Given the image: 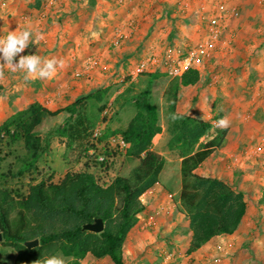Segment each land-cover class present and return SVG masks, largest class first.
Instances as JSON below:
<instances>
[{
  "label": "rangeland",
  "instance_id": "rangeland-1",
  "mask_svg": "<svg viewBox=\"0 0 264 264\" xmlns=\"http://www.w3.org/2000/svg\"><path fill=\"white\" fill-rule=\"evenodd\" d=\"M248 1L255 5L258 0ZM43 2L45 4L41 7ZM238 2L243 4L242 0H186L183 4L178 0H34L23 15L20 13L21 19L15 18L13 13L4 12V19L12 21L0 26V36L25 28L42 33L44 39L30 45L21 55L38 54L44 59L55 58L63 66H58L52 79L35 80H25L23 73H13L7 65L0 66L3 73L0 75V124L10 114L28 107L35 100L52 110L60 109L57 125L64 124L71 116L66 109L68 106L98 89L109 88L102 102L89 100L79 108V113L87 117L90 127L83 143L68 145L66 138L45 132L46 150L37 170L15 181L13 186L26 189L28 183L47 178L57 182L68 172L86 169L95 174L101 185H109L123 164L132 161L126 157L118 141H111V137L101 140L100 137L108 128L114 130L128 125L136 112L135 99L147 85L146 74L160 72L163 75L153 85L163 130L154 144L157 145L155 150L165 152L170 159L159 178L160 189L167 193V197L164 204L146 218L152 217L156 224L163 214L171 217V223L177 220L179 226L173 224V230L179 227L183 231L185 249H179V252L170 248L162 252L161 246L156 245L146 254L152 258L150 264L164 261L172 264L173 258H177L179 264H233L235 252L231 249L235 248V244L227 240L213 241L212 244L218 243L208 254L209 257L203 255L196 259L193 254H188L186 245L190 243L191 232L186 208L180 200V156L176 151H169L168 147L170 134L165 89L173 77L168 74L164 60L169 54L176 59L187 57L195 45L206 38L211 20L228 24L223 37L229 38L227 42L222 40L210 59L200 57L193 63L202 73V85L198 87V84L195 89L187 87L180 93L179 111L213 121V127L202 138L203 142L216 135V117L222 115V118L230 120V140L226 138L201 169L222 179L209 168L217 161L222 164V169L229 167L230 172H235L233 186L244 191L249 205L245 225L252 231L264 232V59L251 58L253 56L248 51L255 48L254 43L237 50L239 36L236 22L243 13ZM38 3L40 7H37ZM263 4L264 0L257 4V8H262ZM234 6L238 15L232 14ZM22 17H28L27 21ZM118 30L124 32L125 37L114 44ZM253 53L257 55L258 51ZM92 58L96 63L88 69ZM155 58L158 61L153 64ZM143 63L147 64L141 70ZM259 64L262 66L259 67ZM96 132L99 136H95ZM221 148L228 153L220 152ZM99 154L106 155L104 165L95 160ZM170 194L173 199H170ZM163 206L166 208L162 209ZM143 222V218L139 217L136 226L143 230L152 229L151 226L142 227ZM170 231L167 230L166 235L172 239L175 230ZM259 235H254L258 246L254 248L249 241L239 255L248 264H264V235ZM1 237L0 241L3 240L2 234ZM169 254L173 255L171 260L167 258ZM130 255L125 259L127 263L131 260ZM88 256L91 262L114 264L109 257L98 259ZM14 257L11 247L0 246V264H12Z\"/></svg>",
  "mask_w": 264,
  "mask_h": 264
},
{
  "label": "trees",
  "instance_id": "trees-1",
  "mask_svg": "<svg viewBox=\"0 0 264 264\" xmlns=\"http://www.w3.org/2000/svg\"><path fill=\"white\" fill-rule=\"evenodd\" d=\"M146 75L147 85L135 99L136 112L128 125L108 128L100 137L102 140L121 136L128 144L125 155L132 161L124 163L107 186L101 185L88 169L68 172L57 182L47 178L28 183L26 189L13 183L37 170L46 150L45 132L66 138L68 145L83 143L90 127L79 108L89 100L102 102L109 88L98 89L68 106L71 116L64 124L57 125L60 109L52 110L39 100L10 114L0 124V151L4 149L0 152V233L3 235L0 246L11 247L15 252L12 264H44L47 257L59 254L67 258V264H81L88 255L98 259L109 257L114 264H125L128 236L138 224L139 215L146 210L142 196L160 182L167 162L154 148V138L163 127L153 82L163 74ZM200 80V70L192 65L173 78L165 89L168 147L182 158L180 200L189 220L190 255L214 238L236 231L249 208L243 191L225 180L197 171L229 134V128H217L216 135L203 142L213 121L178 110L183 88ZM76 114L77 118H73ZM173 114L177 119L171 118ZM220 118L222 115L215 121ZM95 160L102 165L106 163ZM97 218L104 220L102 232L83 229L84 224ZM37 238V247L25 245Z\"/></svg>",
  "mask_w": 264,
  "mask_h": 264
},
{
  "label": "crops",
  "instance_id": "crops-1",
  "mask_svg": "<svg viewBox=\"0 0 264 264\" xmlns=\"http://www.w3.org/2000/svg\"><path fill=\"white\" fill-rule=\"evenodd\" d=\"M33 1L34 0H0V26L5 25V24L7 25V22L12 21L11 19H9V20L4 19L5 18L4 14H3L4 12L13 13L16 16L15 18L21 19V17L19 18V16H21L20 13L22 12V15H23L29 9V7L31 6ZM43 1H45V0H43ZM239 1H241V0H239ZM242 1H243V4H241L240 2L237 3L243 12L242 17L239 18V20L236 22V26H237L236 28H238L237 34L240 37V38L239 37L237 38V45H238L237 50H239V49L241 50V48L243 49V46H249L250 44L254 43L253 46L255 48L248 51L250 56H253L251 58L254 59V57L256 56V57H259V60L264 59V4L262 5V8L260 7V9H258L257 4L258 5L261 4L262 0H258L256 2L257 4H255V5H253L252 1H248V0H242ZM42 4L43 5H41V7L44 6L45 3L43 2ZM66 4H69V2H66ZM234 7H236V6H234ZM22 18L25 21H27V19H28V17H27V19L25 17H22ZM73 25H75V24H73ZM257 47H260V48L257 49ZM254 50H255V52L258 51L257 55L253 53ZM258 66L260 67L262 65L259 64ZM197 69H198V67H197ZM229 71H230V69H229ZM228 77H230V74H228ZM202 80H203V77H202V73H201V80L196 85H192V87L195 89L198 86V84H199L198 87H200L202 85L201 84ZM189 87H191V86H189ZM186 88L187 87L183 88V90ZM201 90H203V89H201ZM194 97L192 99H194ZM179 108H180V100L178 102V110H179ZM202 118H204V117H202ZM228 135L229 136L227 138L230 140V131H229ZM156 137H157V135H156ZM156 137L154 138V141H156L155 140ZM154 148H157L156 144H155ZM169 151L172 152V150H169ZM159 152L167 158V162L170 160L166 156L165 152H163V151H159ZM220 152L228 153V151H225V149H223V148H221ZM227 155L229 156V154H227ZM211 156L208 158V160H206L203 163V165L206 162H208L209 159L211 160ZM181 160H182V158L179 157L180 164H181ZM167 162H166V164H167ZM203 165L200 166L197 169V171L200 174L209 175L207 172H204L201 169L203 167ZM209 168L216 171L218 176H222V180H225L232 185L234 184V182L232 180L234 178L235 172H230V169H228L229 167L222 169V164L216 161L214 164H211L209 166ZM181 180H182V174H181ZM161 186H162L161 182H159L155 187L150 189V191H148V193H146L143 196L142 200L146 204V210L142 214H140V217L143 218V221H145L146 219H149V218H146L147 215L152 214L155 210H157L160 207V205L164 204V198L167 197L166 196L167 193L162 192L163 190L161 191V189H160ZM239 190L243 191L241 188ZM147 198H149V199H147ZM246 216H247V214H246ZM246 216L243 218L242 223L240 224V227L236 231H234L232 234L221 235V236L214 238L209 243L204 245V248H201L198 252L194 253L193 257L198 259L199 257H201L203 255L208 256V254L211 251H213L214 246L218 242L227 240L230 242H234V244H235V248L231 249L232 252H235L234 255L237 257V258H235V256H233V258H232L233 264H248L243 257L240 258V256H239L241 254V251L244 250L243 246L247 242L251 241L250 245H253V247L255 248L258 245H257L256 239H254V235H259L261 233L264 235V232L263 231L262 232L261 231H258V232L252 231V229L250 227L245 225L246 224V218H247ZM161 217L159 216V219H157V221H158L157 224L153 223V225H151L152 229L143 230V228H140L139 226H135L132 229V231L130 232V234L128 236L126 245H125V250H126V255H125L126 258L125 259H127L128 254L131 253V255L129 256L131 258V260L128 263L125 261V264L126 263L127 264H150L152 262L151 261L152 258L150 256V254H148V253L146 254V252H150V251H148V249L151 250L152 246L154 247L156 245L161 246L162 252L167 250V249H170V248L177 249L179 252H181V250H179V249H182V250L185 249V245L183 246V242H182L183 241V239H182L183 238V231H181L179 227H175V229H174L175 234L174 233L172 234L174 236V238L170 239L169 236L166 235L167 230H171L170 231L171 233H172V231L174 232L173 224H177L176 226H179V222L177 220H175L174 222L171 223V217L168 215L163 214V216H161ZM173 217H176V216L173 215ZM166 225L169 227H167ZM154 226H155V228H153ZM253 233H254V235H253ZM216 239H218V240H216ZM215 240L218 242L212 244V242ZM184 244H185V242H184ZM259 246L262 247L260 244H259ZM186 248H189V243L186 245ZM260 253H261V251H260ZM262 253H264V250L262 251ZM174 254L177 255V252H175ZM85 261L88 262L86 264H98L94 261L91 262L92 260H91L90 256H87L85 259H83L81 261V264H85ZM174 261H171L172 264H174ZM161 264H167V262L164 261V262H161Z\"/></svg>",
  "mask_w": 264,
  "mask_h": 264
},
{
  "label": "clouds",
  "instance_id": "clouds-1",
  "mask_svg": "<svg viewBox=\"0 0 264 264\" xmlns=\"http://www.w3.org/2000/svg\"><path fill=\"white\" fill-rule=\"evenodd\" d=\"M43 39L42 33H34L30 28L8 31L6 36H0V66L7 65L11 72L23 73L25 80L52 79L57 73L58 66H63L61 61L55 58L44 59L38 54L21 55L30 45ZM2 74L0 71V75ZM171 118L175 120L177 116L173 114ZM230 123L228 118L223 117L216 121L215 127L227 129ZM44 264H67V262L59 255H51L45 259Z\"/></svg>",
  "mask_w": 264,
  "mask_h": 264
},
{
  "label": "built area",
  "instance_id": "built-area-1",
  "mask_svg": "<svg viewBox=\"0 0 264 264\" xmlns=\"http://www.w3.org/2000/svg\"><path fill=\"white\" fill-rule=\"evenodd\" d=\"M181 4H183L186 0H178ZM232 14L238 15L239 12L237 10V7L232 8ZM222 17V16H221ZM228 24L224 21H220L217 19L211 20L210 24L208 25V32L207 36L204 40L199 42L195 45L192 51L189 52L188 56L183 59H176L172 55H167V57L164 60V65L167 68V72L169 75H171L173 78L181 76L186 69H188L190 66L193 65L200 57H208L209 59L215 55V52L218 49L219 43L223 40L224 43L227 42L229 39H223L224 35L227 33L228 30ZM125 37L124 32L121 30H118L117 35L114 40V44L120 43V41ZM157 59L155 58L153 60V64L157 63ZM96 63L95 59H90L88 62L87 68H92ZM147 63H143L141 70L145 68ZM95 136H99V132L95 133ZM111 141H118L119 144H121V147L123 149V152L125 153V150L128 146L126 141L121 137H111ZM99 162L106 160L105 154H99L97 157ZM150 191V190H148ZM148 191L146 193H148ZM144 193V195L146 194ZM143 195V196H144ZM142 196V198H143ZM170 199H173V195H169ZM166 207L163 206L162 209H165ZM140 217V216H139ZM153 218H149L143 222L142 227H147L153 225ZM167 258L171 260L173 258L172 254L167 255ZM174 264H179L176 262L177 258H173Z\"/></svg>",
  "mask_w": 264,
  "mask_h": 264
},
{
  "label": "water",
  "instance_id": "water-1",
  "mask_svg": "<svg viewBox=\"0 0 264 264\" xmlns=\"http://www.w3.org/2000/svg\"><path fill=\"white\" fill-rule=\"evenodd\" d=\"M83 229L87 231L95 232V233H100L105 229L104 220L102 218H97L94 222H89V223L84 224ZM1 239L2 237L0 234V240ZM25 245L28 248L37 247L39 245V239L37 238L31 241H27L25 242Z\"/></svg>",
  "mask_w": 264,
  "mask_h": 264
}]
</instances>
